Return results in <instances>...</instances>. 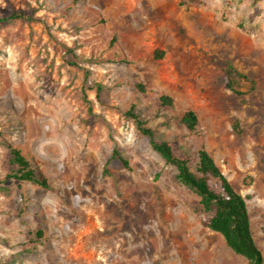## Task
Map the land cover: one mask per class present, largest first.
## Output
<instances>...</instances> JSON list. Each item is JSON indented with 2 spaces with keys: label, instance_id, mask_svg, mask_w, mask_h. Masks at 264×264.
Returning a JSON list of instances; mask_svg holds the SVG:
<instances>
[{
  "label": "rangeland",
  "instance_id": "rangeland-1",
  "mask_svg": "<svg viewBox=\"0 0 264 264\" xmlns=\"http://www.w3.org/2000/svg\"><path fill=\"white\" fill-rule=\"evenodd\" d=\"M13 12L0 22V264H247L201 225L130 108L190 167L208 152L264 264V0H0V19ZM226 62L249 79L242 95ZM10 148L45 188L11 176Z\"/></svg>",
  "mask_w": 264,
  "mask_h": 264
},
{
  "label": "trees",
  "instance_id": "trees-1",
  "mask_svg": "<svg viewBox=\"0 0 264 264\" xmlns=\"http://www.w3.org/2000/svg\"><path fill=\"white\" fill-rule=\"evenodd\" d=\"M20 13L13 12L9 16L0 19V22L20 18ZM162 51H155L156 57H161ZM225 76V87L235 95H242L241 85L249 81L248 77L238 71L229 62L222 68ZM136 87L144 91L140 84ZM158 100L163 106L172 107L173 99L166 95H159ZM132 108L127 114L134 120L139 132L148 138L151 148L157 152L164 162L173 166L176 170V180L197 197L196 213L201 225L209 231L218 233L225 245L236 255L246 259L247 264H261L262 256L252 236L250 218L245 199L234 190L231 183L220 172L212 157L203 148L196 152V163L190 167L187 159L179 158L170 144L156 138V131L146 127ZM181 122L188 130H194L197 119L190 109H184ZM234 127L237 123L234 121ZM10 162L15 165V171L11 175L17 180L33 182L40 187H46V180L36 167L21 153V150L10 148ZM113 156L123 165L126 160L116 152ZM41 233V231H38Z\"/></svg>",
  "mask_w": 264,
  "mask_h": 264
}]
</instances>
